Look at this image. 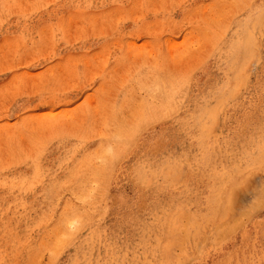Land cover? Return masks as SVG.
<instances>
[{
	"label": "rangeland",
	"instance_id": "obj_1",
	"mask_svg": "<svg viewBox=\"0 0 264 264\" xmlns=\"http://www.w3.org/2000/svg\"><path fill=\"white\" fill-rule=\"evenodd\" d=\"M0 264H264V0H0Z\"/></svg>",
	"mask_w": 264,
	"mask_h": 264
},
{
	"label": "bare ground",
	"instance_id": "obj_2",
	"mask_svg": "<svg viewBox=\"0 0 264 264\" xmlns=\"http://www.w3.org/2000/svg\"><path fill=\"white\" fill-rule=\"evenodd\" d=\"M254 189V188H253ZM256 208V207H255ZM229 209H231V208H229ZM232 211V210H231Z\"/></svg>",
	"mask_w": 264,
	"mask_h": 264
}]
</instances>
